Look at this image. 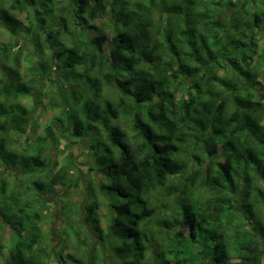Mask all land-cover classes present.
<instances>
[{
	"label": "trees",
	"instance_id": "1",
	"mask_svg": "<svg viewBox=\"0 0 264 264\" xmlns=\"http://www.w3.org/2000/svg\"><path fill=\"white\" fill-rule=\"evenodd\" d=\"M0 25L33 39L0 45V160L31 176L24 192L0 176L3 264L51 256L36 204L72 182L46 151L66 133L105 180L108 226L95 197L86 218L117 264H263L264 0H0ZM25 98L57 113L23 146Z\"/></svg>",
	"mask_w": 264,
	"mask_h": 264
},
{
	"label": "rangeland",
	"instance_id": "2",
	"mask_svg": "<svg viewBox=\"0 0 264 264\" xmlns=\"http://www.w3.org/2000/svg\"><path fill=\"white\" fill-rule=\"evenodd\" d=\"M15 13L24 20L25 24H28L27 11ZM19 42H22L25 54L33 47V39L30 34L14 36L0 25V45L11 43L12 49L17 52L20 49ZM0 69L3 68L0 66ZM21 102L30 109L32 118L27 132L18 139L25 146V142L31 145L39 135L45 132V125L50 122L57 110L36 105L32 98H25ZM64 135L66 137L59 136V145L55 141H49L46 151L51 158L52 165L58 164L56 168L65 164L69 166L72 182L66 187L57 185L54 190L48 185L47 191L44 193V204H36L41 213L38 223L47 237L44 246H48L49 252H51L47 264H75L68 258V255L85 260L87 253L93 252V250L99 256L104 253L110 260H115L114 264H117L118 257L113 249L115 245L113 238L105 236V239L99 242L96 228L86 218L87 206L95 197L98 200V206L95 205L94 209L100 219V226L103 230L107 228L108 217L111 213L109 197L103 194L97 185V181L105 180L101 173H97L91 167L93 157L86 141L77 140L71 136L67 137V133ZM23 146H19L16 150L20 152ZM0 171V176L7 180L11 188L16 187L24 192L30 185V175H24L19 169L12 168L1 160ZM35 173L46 181L47 171ZM116 196L120 198L118 195ZM24 197L27 196L24 195ZM11 234V228L0 218V242L9 244ZM153 251L156 253L157 249ZM8 255L9 251L6 249L0 256V264L4 263Z\"/></svg>",
	"mask_w": 264,
	"mask_h": 264
}]
</instances>
